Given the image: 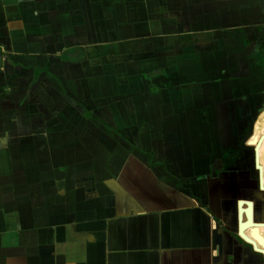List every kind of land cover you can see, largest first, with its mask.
<instances>
[{"label": "crops", "instance_id": "1", "mask_svg": "<svg viewBox=\"0 0 264 264\" xmlns=\"http://www.w3.org/2000/svg\"><path fill=\"white\" fill-rule=\"evenodd\" d=\"M263 7L0 0V264H264L216 150L264 75Z\"/></svg>", "mask_w": 264, "mask_h": 264}, {"label": "flooded vegetation", "instance_id": "2", "mask_svg": "<svg viewBox=\"0 0 264 264\" xmlns=\"http://www.w3.org/2000/svg\"><path fill=\"white\" fill-rule=\"evenodd\" d=\"M254 90L248 95L253 96L250 101L253 103L252 108H248L246 104L243 109L235 110L232 123L225 125V129H230V142L217 141L216 150L221 152V155L227 160L230 159L232 164L226 168L236 170L238 172H245V178L239 177L240 174H235L238 178L232 179L234 183L243 184L244 188L248 192L257 189L258 170L254 165V146L255 144L248 142L244 144L246 140L250 141L251 134L253 132V125L258 117L259 113L264 106V75L259 81L258 86H253ZM259 99H256L258 98ZM255 100H254V99ZM248 109V112H247ZM244 182V183H243ZM238 184V185H239ZM254 199L255 195H251ZM247 198V197H246Z\"/></svg>", "mask_w": 264, "mask_h": 264}, {"label": "water", "instance_id": "3", "mask_svg": "<svg viewBox=\"0 0 264 264\" xmlns=\"http://www.w3.org/2000/svg\"><path fill=\"white\" fill-rule=\"evenodd\" d=\"M262 139V135L258 138L255 143L253 152H254V165L258 170V180H257V189L252 192H256L255 195H258L262 200V216L261 218L256 217L257 208H256V199L252 197H240L236 200V219H237V228L236 232L238 237L251 245L252 249L261 254L264 258V249L257 246L256 242L250 238L247 234H245V229L248 227L255 226H264V183H263V168L259 163V154L258 148L260 146V142ZM250 142V141H249Z\"/></svg>", "mask_w": 264, "mask_h": 264}, {"label": "rangeland", "instance_id": "4", "mask_svg": "<svg viewBox=\"0 0 264 264\" xmlns=\"http://www.w3.org/2000/svg\"><path fill=\"white\" fill-rule=\"evenodd\" d=\"M262 14L264 15V7H263V12H262ZM258 22H260V23H258V25H257V29H258V36H259V38H260V40H259V43H258V49H259V52H258V57H259V62H260V64H261V67H263V69H264V17L262 18V20H259ZM247 95V105H248V108H252L253 107V103L250 101V98L253 96V94L252 95H248V94H246ZM254 99V98H253ZM256 99H259V97L258 98H256ZM255 100V99H254ZM247 112H248V109H247ZM263 112H264V106H263V108H262V110L259 112V113H257V115L259 116V115H261V114H263ZM258 118V117H257ZM257 120V119H256ZM256 125V122H255V124L253 125V127ZM253 132H255L254 130H253ZM253 140V139H252ZM254 141L255 140H253L252 142L254 143Z\"/></svg>", "mask_w": 264, "mask_h": 264}, {"label": "trees", "instance_id": "5", "mask_svg": "<svg viewBox=\"0 0 264 264\" xmlns=\"http://www.w3.org/2000/svg\"><path fill=\"white\" fill-rule=\"evenodd\" d=\"M63 57V56H62ZM77 104L81 107V111H82V114L85 116V118H87L88 120L96 123L97 125H99L100 127L102 128H105V129H108L114 133H116L118 136H120V134L117 132V131H114L113 129L109 128L107 125H105L104 123H102L98 118L94 117L92 115V112L91 110L85 108L82 104L78 103ZM121 137V136H120ZM122 138V137H121ZM130 146V144H129Z\"/></svg>", "mask_w": 264, "mask_h": 264}]
</instances>
